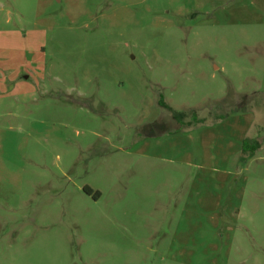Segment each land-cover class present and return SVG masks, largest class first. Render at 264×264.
<instances>
[{"label":"rangeland","instance_id":"374dc122","mask_svg":"<svg viewBox=\"0 0 264 264\" xmlns=\"http://www.w3.org/2000/svg\"><path fill=\"white\" fill-rule=\"evenodd\" d=\"M0 264H264V0H0Z\"/></svg>","mask_w":264,"mask_h":264},{"label":"trees","instance_id":"16d2710c","mask_svg":"<svg viewBox=\"0 0 264 264\" xmlns=\"http://www.w3.org/2000/svg\"><path fill=\"white\" fill-rule=\"evenodd\" d=\"M158 102H159L160 107L167 109V110L170 109V107H168L166 104H164L161 99ZM169 112L172 113V109L169 110ZM173 118H175V116H173ZM250 144H249L248 140H244L242 142L241 150H240V154H241L242 158L248 157V155H252L255 152V150L258 149V147H259V144H257L256 142H253V146Z\"/></svg>","mask_w":264,"mask_h":264}]
</instances>
